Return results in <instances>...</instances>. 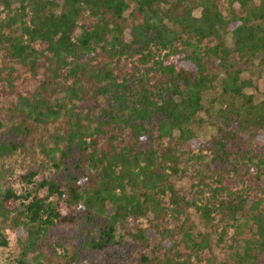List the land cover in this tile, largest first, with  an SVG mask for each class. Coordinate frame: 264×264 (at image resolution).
I'll list each match as a JSON object with an SVG mask.
<instances>
[{
    "label": "trees",
    "instance_id": "obj_1",
    "mask_svg": "<svg viewBox=\"0 0 264 264\" xmlns=\"http://www.w3.org/2000/svg\"><path fill=\"white\" fill-rule=\"evenodd\" d=\"M256 61L264 0H0V254L9 227L16 264H129L141 249L135 264H201L233 229L230 261L260 264L264 197L224 174L240 159L264 174V99L242 77Z\"/></svg>",
    "mask_w": 264,
    "mask_h": 264
},
{
    "label": "rangeland",
    "instance_id": "obj_2",
    "mask_svg": "<svg viewBox=\"0 0 264 264\" xmlns=\"http://www.w3.org/2000/svg\"><path fill=\"white\" fill-rule=\"evenodd\" d=\"M196 14H199V11L196 10ZM227 44L229 46L233 47V38L232 35H227ZM242 77L249 81V85L246 87L245 92L247 94L253 95L254 99L256 101H262L264 99V68H261L258 65V62L256 61L254 64H248L246 66L245 71L242 73ZM216 90L213 91H208L206 92L204 98H203V103H204V110L201 111L200 116L202 117V120L200 121L199 126L197 127L196 131L198 135L200 136L201 140L208 142L212 136L217 132V126H218V118L216 117V113L218 111V104L217 105H212L211 100H213L214 96L217 95L216 92H220V89L216 88ZM216 91V92H214ZM208 108V111L206 110ZM260 132H263L260 130ZM247 142H243V144L247 147H252L255 151L260 150L262 147L260 142H255L254 144H251V141L248 137L247 134H243ZM196 154V157L189 162V168L190 171L189 177L185 178L188 179L189 181L183 179L182 182L179 181L178 187L180 185L190 187L193 182H196L197 179L193 178V175L196 174L197 171H200L202 166H205V161H210L212 157V152L209 150V147L204 149L203 151L200 152H191L190 155ZM239 159V158H238ZM238 164V172L234 171L231 167L226 169L224 171L225 178L229 181L232 182L234 185L235 190H242V193H247L249 195V202L251 203V200L253 199H259L261 197H264V193L261 191V189L264 187V174L258 173L260 175L259 179L254 181L253 177L256 176L257 173V168L252 165L248 159H243L239 160L237 162ZM193 171V173L191 172ZM32 185L30 184L29 187ZM168 197L166 198V201H168ZM249 205V204H248ZM264 208V203L261 205V208ZM62 213H70V211L65 207L64 203H62L60 207ZM145 218L143 222V226H148L150 223V219ZM217 220V219H216ZM218 221V220H217ZM220 232L221 228L223 226H227L226 222L220 219V223L218 224ZM5 234L8 238L9 244L8 247L5 248L3 254H0V264H6L5 259L7 258L8 261L11 260L13 261L12 264H16L14 261L20 254V248L17 245V240H16V235L14 232L9 228H5ZM217 235H215L216 238ZM227 237V244L226 247L224 248H215V250L212 253H207L206 257L204 259V262L201 264H209V262L206 261V258H213L214 260L217 261H222L226 260L228 264H233L230 261V246L232 245H237L236 241H234V237H237L233 233V229H230L228 231ZM143 251H148V250H138L134 254L133 259H130L129 264H135L137 261V256L139 255L140 252ZM197 264H200L198 262ZM260 264H264V255L261 256L260 258Z\"/></svg>",
    "mask_w": 264,
    "mask_h": 264
}]
</instances>
